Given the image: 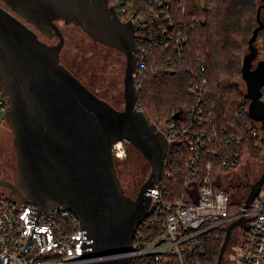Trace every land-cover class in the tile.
Segmentation results:
<instances>
[{
  "label": "water",
  "instance_id": "95a60500",
  "mask_svg": "<svg viewBox=\"0 0 264 264\" xmlns=\"http://www.w3.org/2000/svg\"><path fill=\"white\" fill-rule=\"evenodd\" d=\"M0 4V91L9 104L5 121L14 134L18 180L0 179L24 202L39 209L76 214L89 240L79 264H133L139 224L149 216L151 189L162 180L168 140L138 108L135 26L123 21L109 0H4ZM258 5L257 26L243 56L242 80L251 99L249 114L264 133V58L257 45L264 28ZM75 23L95 42L126 57L125 106L118 109L92 91L61 60L65 36L58 22ZM55 44L40 39L36 29ZM177 117V114L175 115ZM129 142L151 165L137 197L127 194L118 175L113 144ZM264 143V135L262 137ZM264 169L250 184L244 207L259 194ZM226 228L217 264H224L234 230Z\"/></svg>",
  "mask_w": 264,
  "mask_h": 264
},
{
  "label": "built area",
  "instance_id": "2783aa9c",
  "mask_svg": "<svg viewBox=\"0 0 264 264\" xmlns=\"http://www.w3.org/2000/svg\"><path fill=\"white\" fill-rule=\"evenodd\" d=\"M109 3L123 21L132 20L135 26L137 89L142 87L143 76L158 74L159 50L173 51L178 56L190 51L185 21L195 25L200 19L187 18L186 5H174L172 0H109ZM176 15L180 17L177 20ZM197 63L200 67L188 88L192 102L173 120L156 123L168 140V150L162 180L150 192L149 216L138 228L155 225L161 231L146 240V236L137 234V229L131 255L133 260L139 259L136 264H214L208 241L217 237V228H227L244 216L233 232L235 252L231 263L226 259V264H264V184L247 208L244 205L249 193L243 197L236 186L229 185L234 172L237 174L252 161H258L247 146L253 142L256 148L264 149L263 125L249 114L251 99L246 89L237 102V111L242 120L248 114L246 131L254 140L215 126L213 113L205 117L203 85L207 79H201L199 73L205 71L206 65L199 53ZM171 69L172 66L168 68ZM261 100L264 102V87ZM8 104V98L0 91V125L5 122ZM126 142L122 139L113 144L115 160L127 157ZM205 150L211 153L206 162ZM180 176H184V189L179 195L165 199L166 185L162 181L177 180ZM8 192H0V264L82 262L89 240L76 214L61 208L45 211L35 203L22 201L16 194L10 197Z\"/></svg>",
  "mask_w": 264,
  "mask_h": 264
},
{
  "label": "trees",
  "instance_id": "16d2710c",
  "mask_svg": "<svg viewBox=\"0 0 264 264\" xmlns=\"http://www.w3.org/2000/svg\"><path fill=\"white\" fill-rule=\"evenodd\" d=\"M172 2L174 5L180 3L186 5L187 18L196 16L200 22L190 25L185 21L186 31L190 37L188 47L190 51L186 54L178 56L173 51H158L161 68L158 74L145 75L140 79L142 87L138 89V108L144 111L150 122L157 124L171 121L175 114L181 113L185 105L193 100L188 88L195 80L200 67L197 63L199 53L206 65L205 71L199 73L201 79H207L203 85L205 117L213 113L215 126L225 127L229 132L254 140L246 131V124L250 122V118L248 114L244 120L240 118L237 102L244 96L239 81L242 77L244 48L249 45V39L257 24L258 0H172ZM178 18L180 17L176 15L175 19ZM257 42L261 44V56L264 58V28L259 30ZM170 66L172 69L168 70ZM256 139L260 141V138ZM126 146L129 152L132 145L126 142ZM247 147L252 157L259 161L263 159L262 147L256 148L253 142ZM210 158L211 153L205 150L203 161L206 162ZM117 162L120 160H116ZM176 179L162 181L166 185L165 199L169 200L179 195L184 189V176ZM126 192L131 194L127 190ZM216 230L217 237L208 241V251L214 264H217L226 235L224 226ZM160 231V226L152 225L149 228H138L137 234L140 233L141 236H146V240L147 238L150 240ZM232 243L233 241L227 251L234 247ZM226 259L227 257L224 264L227 263ZM138 260L134 258L133 264Z\"/></svg>",
  "mask_w": 264,
  "mask_h": 264
},
{
  "label": "rangeland",
  "instance_id": "374dc122",
  "mask_svg": "<svg viewBox=\"0 0 264 264\" xmlns=\"http://www.w3.org/2000/svg\"><path fill=\"white\" fill-rule=\"evenodd\" d=\"M0 4L6 5L4 0ZM264 5V0H258V5ZM211 6V4H210ZM261 16L264 20V6ZM65 36V46L61 51V61L93 91L110 101L115 107L123 109L124 98V77L126 67L125 55L117 49L108 47L101 43H96L83 29L75 23L66 24L64 21L58 22ZM258 24H256L257 26ZM35 28V27H34ZM36 29V28H35ZM41 40L49 44L58 42V38L50 39L38 29ZM259 48L261 44L257 42ZM248 51V46L244 48V54ZM259 58H262L260 55ZM240 88L246 92L245 81L240 79ZM14 134L7 122L0 125V178L11 181L18 180L16 168V152L13 147ZM264 154V152H263ZM118 174L121 177L123 186L128 192L133 193L134 184L140 187L148 179L151 172L149 161L140 154L137 149L131 146L127 157L116 163ZM264 169V156L262 160L252 161L249 167H244V171H249L250 176H255ZM236 172L233 173L235 176ZM241 173H238V177ZM17 183V182H16ZM0 192H8V188L0 186ZM138 190V191H139ZM233 245V243H232ZM235 248L231 247L227 251V259L231 258ZM225 257V258H226Z\"/></svg>",
  "mask_w": 264,
  "mask_h": 264
},
{
  "label": "flooded vegetation",
  "instance_id": "af4514ba",
  "mask_svg": "<svg viewBox=\"0 0 264 264\" xmlns=\"http://www.w3.org/2000/svg\"><path fill=\"white\" fill-rule=\"evenodd\" d=\"M2 5V4H1ZM4 7H7V5H2ZM8 8V7H7ZM77 75V74H76ZM82 79V78H81ZM85 83V82H84ZM86 84V83H85ZM87 85V84H86ZM88 86V85H87ZM89 87V86H88ZM90 88V87H89ZM91 89V88H90ZM93 91V89H92ZM96 93V91H93ZM97 94V93H96ZM99 95V94H97ZM100 96V95H99ZM102 97V96H100ZM103 98V97H102ZM105 99V98H104ZM107 100V99H105ZM108 101V100H107ZM109 102V101H108ZM111 103V102H110ZM113 105V104H112ZM114 106V105H113ZM117 108V107H116ZM119 109V108H118ZM261 170L254 176H250V173L249 171H241V172H238V173H241L238 177V173L232 178L231 182L229 185L231 186H236L239 191L241 192L242 196L244 197L247 193H249V190H250V184L253 183L258 177L259 175L261 174ZM0 179H6V178H0ZM11 181V180H10ZM14 183H16L17 181H12ZM5 187V186H4ZM1 188V187H0ZM9 190V189H8ZM138 186L136 184H134V188H133V193L131 194H128L130 195L131 197L135 198L137 197V194H138Z\"/></svg>",
  "mask_w": 264,
  "mask_h": 264
}]
</instances>
